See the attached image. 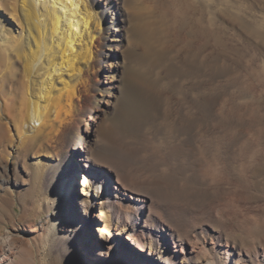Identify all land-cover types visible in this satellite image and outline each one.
I'll use <instances>...</instances> for the list:
<instances>
[{"label": "bare ground", "instance_id": "bare-ground-1", "mask_svg": "<svg viewBox=\"0 0 264 264\" xmlns=\"http://www.w3.org/2000/svg\"><path fill=\"white\" fill-rule=\"evenodd\" d=\"M260 168L264 0H0V264H227L264 233Z\"/></svg>", "mask_w": 264, "mask_h": 264}, {"label": "rangeland", "instance_id": "rangeland-1", "mask_svg": "<svg viewBox=\"0 0 264 264\" xmlns=\"http://www.w3.org/2000/svg\"><path fill=\"white\" fill-rule=\"evenodd\" d=\"M83 163L85 164V162H83ZM87 168L89 171H92L94 167L91 168L90 166H88ZM71 169L72 170H70L68 168V170H70V172H71V177H74V180H75L74 182L76 183V185L79 181H80V183L78 185H80V186L85 185V183H87V181L89 180V176L84 173V170L76 168V167H74V165L71 166ZM86 176H88L87 181H85ZM254 178H255V182H256V187H255V191L252 194V200L256 201L255 204H258L257 201L259 202L262 199H264V198H262L264 196L261 193V191L264 190V168H260L258 170L256 169V172L254 174ZM76 180H77V182H76ZM74 182L69 183V185L67 187V191L71 193L72 198L74 195V191L78 195V192L76 191V185ZM110 184L113 185V179H110ZM70 188H71V190H70ZM261 188H262V190H261ZM260 195H262V196H260ZM126 196H127V200L128 199L130 200V197L128 195H126ZM69 198H71V197L69 196ZM74 199H75V200H73L74 207H76L78 210V208L80 209V201L76 195H75ZM7 208L8 207H6V206L2 207L0 205V210H1L0 211V228L3 232H6V230H12L13 229V221L21 213L22 203L17 202L15 204V209L13 211V214H10V210H9V208L8 209ZM5 214H7L8 216ZM11 216L13 217V220L10 219ZM48 216H49V212L40 213L36 218V222L38 224L37 226L38 227L41 226L42 222H45L47 220ZM97 217L98 216L95 213V218H97ZM79 218H80V216H79ZM80 219H82V216ZM91 228L92 229L90 232H92L93 236L98 238L99 240H102L100 238L99 232L97 231V228L95 226H92ZM40 232H42V230L37 231V234H39ZM231 240L234 241L236 248L233 249L231 260L227 264H254L255 257H256L255 255L257 253H258V255H260V257H264V233L263 232H258L257 235H254L252 237H248L246 234H243L242 232H236L235 236L231 237ZM115 241H116V245L122 249V252L128 251L127 247L125 246V242L122 239L117 240V238H116ZM127 241H128V243H132L131 240L127 239ZM37 244L40 245V241H37ZM88 244H89V238H86L85 242L78 243L77 248H78V250H82ZM132 244L134 245L135 243H132ZM91 249H92V252H89V250H88L87 252L81 253L85 258L83 260H80L79 257L74 258L75 253L73 252L74 250L71 248H70L69 252H66L65 249H63L61 246H59L55 251L53 249H48L45 252H43V251L41 252V250L39 248L40 251H39V256H38L37 260H39L40 264H94V262L97 260L98 256H100L102 254H107L108 257H111L113 260V262L111 264H114V263L115 264H138V263H135L134 258H131V259H133L132 261L130 260L131 262L129 260L124 259V253L123 254L121 253V254L117 255L116 257H114V253L112 251H109L108 247L104 248V251H99L96 246H92ZM246 250L247 251L249 250L250 253H249V251L247 252ZM62 252L65 253V255ZM238 252H240V253H238ZM90 253H91V255H89ZM127 254L128 253L126 252V255ZM216 254H217V260L220 261L221 264H226V262H227L226 256L223 255L222 252H220V253L216 252Z\"/></svg>", "mask_w": 264, "mask_h": 264}]
</instances>
